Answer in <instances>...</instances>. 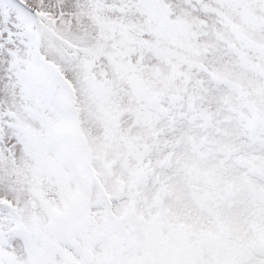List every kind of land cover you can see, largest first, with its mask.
I'll use <instances>...</instances> for the list:
<instances>
[{"label":"snow or ice","instance_id":"1","mask_svg":"<svg viewBox=\"0 0 264 264\" xmlns=\"http://www.w3.org/2000/svg\"><path fill=\"white\" fill-rule=\"evenodd\" d=\"M0 264H264V0H0Z\"/></svg>","mask_w":264,"mask_h":264}]
</instances>
